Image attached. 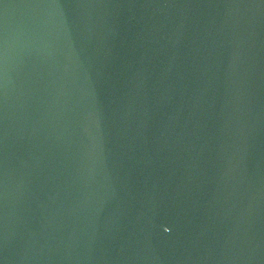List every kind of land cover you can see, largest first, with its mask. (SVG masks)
<instances>
[{"label":"water","instance_id":"obj_1","mask_svg":"<svg viewBox=\"0 0 264 264\" xmlns=\"http://www.w3.org/2000/svg\"><path fill=\"white\" fill-rule=\"evenodd\" d=\"M0 264H264V0H0Z\"/></svg>","mask_w":264,"mask_h":264}]
</instances>
